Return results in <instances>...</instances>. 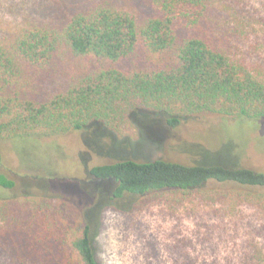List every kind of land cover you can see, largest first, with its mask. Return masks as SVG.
<instances>
[{
	"label": "trees",
	"instance_id": "16d2710c",
	"mask_svg": "<svg viewBox=\"0 0 264 264\" xmlns=\"http://www.w3.org/2000/svg\"><path fill=\"white\" fill-rule=\"evenodd\" d=\"M149 3L155 14L142 21L104 5L61 27L30 24L0 41V140L62 136L93 124L125 136L141 111L163 115L171 127L203 113L264 120V71L216 43L209 0ZM75 58L87 61L86 70L48 93L59 64ZM90 177L116 184L113 201L164 195L177 205L192 199L264 210V193L252 191L264 189V173L219 162L118 160L93 167ZM211 182L239 189L207 188ZM15 186L0 173V187ZM53 212L54 201L44 196L0 199V264H100L89 220L67 225L53 221ZM244 258L243 264H264L261 250Z\"/></svg>",
	"mask_w": 264,
	"mask_h": 264
},
{
	"label": "rangeland",
	"instance_id": "374dc122",
	"mask_svg": "<svg viewBox=\"0 0 264 264\" xmlns=\"http://www.w3.org/2000/svg\"><path fill=\"white\" fill-rule=\"evenodd\" d=\"M209 3L216 43L233 59L264 71V0ZM104 5L128 9L140 21L155 14L149 0H0V41L8 43L30 24L61 27L77 13ZM86 63H60L46 91H57ZM131 123L125 136L93 124L62 136L0 140V173L16 183L13 189L0 187V199L44 196L54 201L53 221L73 225L86 217L100 264H243L244 256L264 253V210L192 199L177 205L164 195L113 201L116 184L90 177L95 166L128 159L219 162L264 173V120L203 113L171 127L163 115L141 111ZM207 188L238 187L211 182Z\"/></svg>",
	"mask_w": 264,
	"mask_h": 264
}]
</instances>
